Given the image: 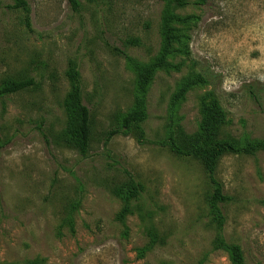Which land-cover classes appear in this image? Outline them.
Wrapping results in <instances>:
<instances>
[{
  "label": "rangeland",
  "instance_id": "obj_1",
  "mask_svg": "<svg viewBox=\"0 0 264 264\" xmlns=\"http://www.w3.org/2000/svg\"><path fill=\"white\" fill-rule=\"evenodd\" d=\"M16 1L0 0V85H36L0 97V264H231L215 249L220 232L204 168L161 141L178 85L201 73L210 84L181 104L185 131L198 130L213 95L226 114L224 134L264 139V0H189L176 10L188 18L177 25L183 39L170 59L178 70L157 73L151 85L143 144L133 134L110 136L135 98L122 53L153 60L168 0H78L77 10L70 0H24L27 9L12 8ZM71 61L91 111L85 156L58 139ZM249 85L259 86L260 101ZM216 178L230 198L220 205L222 237L242 248L246 264H264V151L225 155ZM130 180L145 188L142 215L122 220L124 203L112 192ZM151 227L161 237L152 248Z\"/></svg>",
  "mask_w": 264,
  "mask_h": 264
},
{
  "label": "trees",
  "instance_id": "obj_2",
  "mask_svg": "<svg viewBox=\"0 0 264 264\" xmlns=\"http://www.w3.org/2000/svg\"><path fill=\"white\" fill-rule=\"evenodd\" d=\"M70 1L75 10L79 9L78 0ZM189 5H191L189 0L167 1L160 21L159 51L151 62L144 63L122 53L134 74L135 98L132 108L122 116L120 128L111 131L110 136L133 134L138 143H144L145 131L143 124L149 117L147 99L150 88L157 73L178 70L177 65H174L170 59L178 52L174 45L180 44L183 39V36L179 34L177 25H185L188 18L180 17L176 14V10ZM20 7L27 9V2L17 0L12 8ZM127 44L140 46V41L131 39ZM66 77L70 88L63 103L66 127L58 135V139L65 147L85 156L92 141V118L90 109L84 104L82 78L75 62L71 61L69 63ZM201 84H210L207 75L204 73L193 78H187L178 85V89L168 105L165 125L166 134L161 141V146L167 148L178 158L192 159L202 165L212 188L207 197L208 203L213 208L215 219L219 225L220 234L215 241V249L225 251L231 264H246L242 248L239 245L228 244L221 235L225 217L220 205L229 202L230 198L225 195L222 184L217 180L216 171L220 159L227 154L253 156L260 151H264V139H250L248 137L238 139L229 133L224 134L223 128L227 124L226 114L218 99L213 95H211L210 102L203 103L202 120L198 130L192 134L187 133L181 124L180 106L185 101L188 92ZM35 85L36 82L32 78L27 80L7 78L0 85V97L23 92ZM248 91L255 101H260L261 89L259 86L249 85ZM144 191V186L135 180H130L123 186L113 190V195L119 197L124 203L120 219L123 220L134 211H139L142 215L140 198ZM149 237L151 238L150 248L161 239L154 227L149 229ZM43 262V260L37 259L12 264H43Z\"/></svg>",
  "mask_w": 264,
  "mask_h": 264
}]
</instances>
